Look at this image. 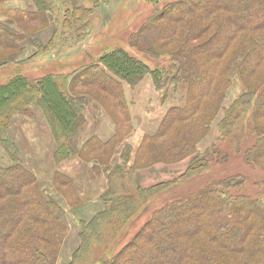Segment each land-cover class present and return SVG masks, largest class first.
<instances>
[{
	"label": "trees",
	"instance_id": "obj_1",
	"mask_svg": "<svg viewBox=\"0 0 264 264\" xmlns=\"http://www.w3.org/2000/svg\"><path fill=\"white\" fill-rule=\"evenodd\" d=\"M8 1L0 0V13L17 28L0 21V58L6 53L2 50L23 51L24 35L37 36L34 55L52 49L60 23L54 28L51 17L60 11V0H33L32 12L8 7ZM64 3L62 29L81 31L94 9L84 0ZM130 45L157 61L168 57L170 68L152 70L144 59L117 48L99 59L97 69L91 66L72 79L64 77L62 84L47 75L38 80L17 76L0 85V146L6 147L14 163L6 168L0 165V264H57L69 234L57 214V202L44 193L35 174L18 163L19 149L8 135L16 115L34 106L43 111L58 144L57 163L77 155L84 164L99 162L108 174V190L102 198L106 209L89 223L83 222L82 245L106 235L112 220L103 221L115 208L120 214L136 208L130 192L136 186L134 177L126 165L111 164L117 146L134 131L125 83L135 88L151 75L158 87L169 81L186 90L183 106L168 109L157 131L144 136L132 160L131 147L123 152L134 175L138 169L194 155L179 178L150 189L186 182L225 163L228 152L217 142L235 141L247 164L264 166V0L174 2L157 10L133 33ZM232 70L238 72L246 92L226 108ZM90 99L110 116L116 130L108 141L94 136L75 151L71 138L88 123L85 110ZM222 111L217 142L200 152L199 145ZM251 126L253 140L245 145ZM74 183L73 177L56 171L53 186L59 194L68 198L75 194ZM244 184L243 178L231 176L170 200L131 243L109 260L94 264H138L137 260L140 264H264V183L257 197L235 194L243 191ZM136 187L140 194L148 191ZM130 213L123 216L124 222L130 220ZM83 251L78 248L69 264H76Z\"/></svg>",
	"mask_w": 264,
	"mask_h": 264
},
{
	"label": "rangeland",
	"instance_id": "obj_2",
	"mask_svg": "<svg viewBox=\"0 0 264 264\" xmlns=\"http://www.w3.org/2000/svg\"><path fill=\"white\" fill-rule=\"evenodd\" d=\"M64 1L60 0L62 3L60 11L51 17L54 25L56 24L54 28H58L60 23V32L54 47L47 52L34 55L36 49L32 45L37 36L24 35L23 51L18 53L2 50L6 53L0 58V85L8 83L17 76L38 80L47 75H53L62 84L64 77L68 80L72 79V76H76L78 72H84L91 66H94L91 70L97 69L101 65L98 63L99 59L105 53L117 48H123L129 54L144 59L152 70L159 67L161 69L170 68L168 57L157 61L147 54L143 55L131 47L130 38L149 21L157 10L161 11L180 0H84L85 6L94 9V15L89 24L81 30L84 32L77 30L70 32L62 29L67 8ZM6 4L11 8L34 11L33 0H10ZM0 21L11 23L17 28L9 16L1 13ZM230 78L232 86L224 103L226 108L246 92V87L236 70L231 71ZM167 79L168 77L165 78ZM124 85L129 108L134 117V131L117 146L116 155L111 164L112 167L126 165L125 170L134 177L136 186L139 185L148 191L140 194L136 186L133 191L130 189L136 198L134 213L128 210L120 214L115 208L113 213L103 221L107 223L112 220V223L106 226L108 230L105 231L106 235L85 245H82L81 236L83 222L89 223L100 212L105 211L106 205L102 198L108 190V174L104 172L99 162L84 164L77 155L62 163H57L55 152L58 144L53 137L46 116L39 107L34 106L27 112L16 115L10 126L9 138L19 149L18 163L36 175L44 193L57 202V214L60 220L69 227V234L59 251L57 264H69L78 248L84 251L80 254L76 264H94L97 260H109L135 239V235L151 221L156 210L170 200L183 197L212 182L238 176L245 180V184L243 191H235V194L241 193L252 197L258 196L261 185L264 183V166L247 164L243 152H237L235 141L217 142L220 135L218 126L224 116L222 111L208 137L199 145V150L205 152L217 142L223 150L228 152V160L225 163L214 165L208 172L196 175L186 182L177 181L166 184L165 187L150 189L158 183L179 178L187 170L194 155L186 156L171 164L158 163L151 168L138 169L134 175L128 169L132 163L125 164L128 162L124 161L123 152L126 147H131L130 160H132L144 136L157 131L168 109L183 106L186 90L181 85L175 88V85L169 84V81L165 86L158 87L151 75L146 76L135 88H131L126 83ZM89 101L85 110L88 123L77 136L71 138V145L75 151H78L94 136L103 142L108 141L116 130L112 119L103 124L102 119H106L107 114L99 104L94 103L92 99ZM111 129L114 132H108ZM251 133H253L252 126L248 130L245 145L252 142ZM11 160L6 147L0 146V165L4 168L10 167L14 164ZM168 166H175V169L167 170ZM57 170L75 179L76 193L70 194L69 198L59 194L53 186V178ZM161 172H169L172 175H160ZM127 213H130L131 217L129 221L124 222V215ZM141 243L144 244V241L141 240ZM136 263L140 264V260Z\"/></svg>",
	"mask_w": 264,
	"mask_h": 264
},
{
	"label": "crops",
	"instance_id": "obj_3",
	"mask_svg": "<svg viewBox=\"0 0 264 264\" xmlns=\"http://www.w3.org/2000/svg\"><path fill=\"white\" fill-rule=\"evenodd\" d=\"M108 132H114V131H112V129H111V130L108 131ZM184 166H186L185 163H184ZM174 167H175V166H168V167H167V170H170V171H171V170H174V169H175ZM184 168H185V167H184ZM184 168H183V169H184ZM164 173H165V172H161L160 175H167V176H168V174H169V172H168V173L166 172L165 174H164ZM169 175H172V174H169ZM163 177H164V176H163ZM163 179H164V178H163ZM149 180H150V179H149Z\"/></svg>",
	"mask_w": 264,
	"mask_h": 264
},
{
	"label": "bare ground",
	"instance_id": "obj_4",
	"mask_svg": "<svg viewBox=\"0 0 264 264\" xmlns=\"http://www.w3.org/2000/svg\"><path fill=\"white\" fill-rule=\"evenodd\" d=\"M95 103V102H94ZM104 111V110H103ZM105 112V111H104ZM106 113V112H105ZM105 117H107L106 119H102L103 124H106L107 122H109L111 120V118L108 115H105Z\"/></svg>",
	"mask_w": 264,
	"mask_h": 264
}]
</instances>
